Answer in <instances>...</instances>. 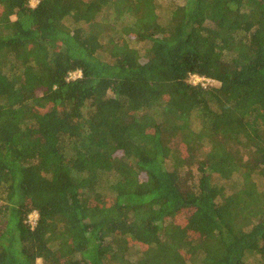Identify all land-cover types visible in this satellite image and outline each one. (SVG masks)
<instances>
[{
    "label": "trees",
    "instance_id": "trees-1",
    "mask_svg": "<svg viewBox=\"0 0 264 264\" xmlns=\"http://www.w3.org/2000/svg\"><path fill=\"white\" fill-rule=\"evenodd\" d=\"M158 2L0 0V264H264V0Z\"/></svg>",
    "mask_w": 264,
    "mask_h": 264
},
{
    "label": "built area",
    "instance_id": "built-area-1",
    "mask_svg": "<svg viewBox=\"0 0 264 264\" xmlns=\"http://www.w3.org/2000/svg\"><path fill=\"white\" fill-rule=\"evenodd\" d=\"M33 1V0H32ZM36 4L38 3V0L34 1ZM32 7L35 6L32 3L30 4ZM80 76V72H73L70 73L68 76V81L70 80H75L76 78H78ZM190 82L194 85L196 84H200L202 87H206L207 85H212V86H217L218 83L210 80V79H206V78H202V77H198L196 75H191L190 76ZM37 219H38V215L36 212H32L28 215L27 219H26V224L33 229L37 223Z\"/></svg>",
    "mask_w": 264,
    "mask_h": 264
},
{
    "label": "rangeland",
    "instance_id": "rangeland-1",
    "mask_svg": "<svg viewBox=\"0 0 264 264\" xmlns=\"http://www.w3.org/2000/svg\"><path fill=\"white\" fill-rule=\"evenodd\" d=\"M35 0H31V3L33 5H36V3L34 2ZM184 2V0H159L158 5H157V9H156V14L157 15H161V18L164 19L165 16L164 14H166V12L168 10H170L173 6H177V5H181ZM168 9V10H165ZM160 11H162L161 13H159ZM163 14V15H162ZM38 264H41V262L38 260L37 261Z\"/></svg>",
    "mask_w": 264,
    "mask_h": 264
},
{
    "label": "clouds",
    "instance_id": "clouds-1",
    "mask_svg": "<svg viewBox=\"0 0 264 264\" xmlns=\"http://www.w3.org/2000/svg\"><path fill=\"white\" fill-rule=\"evenodd\" d=\"M32 7V6H31ZM34 7V6H33Z\"/></svg>",
    "mask_w": 264,
    "mask_h": 264
}]
</instances>
